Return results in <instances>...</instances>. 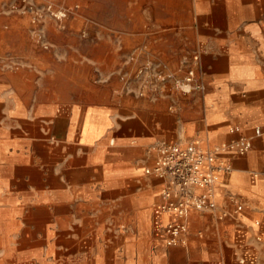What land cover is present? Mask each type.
I'll use <instances>...</instances> for the list:
<instances>
[{"label":"crops","instance_id":"crops-1","mask_svg":"<svg viewBox=\"0 0 264 264\" xmlns=\"http://www.w3.org/2000/svg\"><path fill=\"white\" fill-rule=\"evenodd\" d=\"M25 1L0 10V157L14 163L40 152L57 161L49 186L65 200L73 192L96 203L93 219L124 215L135 227L150 210L153 228L164 225L157 181L143 172L152 147L195 140L212 148L264 125L259 0H91L88 32L67 15L33 22ZM183 59L203 90L147 80L156 71L181 76ZM219 156L231 169L217 183L215 208L187 211L182 243L126 236L124 264H235L240 256L264 264V135L245 153Z\"/></svg>","mask_w":264,"mask_h":264},{"label":"rangeland","instance_id":"rangeland-1","mask_svg":"<svg viewBox=\"0 0 264 264\" xmlns=\"http://www.w3.org/2000/svg\"><path fill=\"white\" fill-rule=\"evenodd\" d=\"M7 1L0 0V10ZM22 4L64 9L65 19L74 17L87 32L93 25L91 0H26ZM259 9L264 25V0H259ZM102 20L117 27L127 22L123 18ZM17 160L13 163L0 157V264H124L126 236L138 230L155 240L162 230L163 225L153 228L150 210L135 227L125 224L124 215L113 224L97 221L92 218L96 203L77 200L73 192L65 200L58 185L49 186L57 173V161H45L40 152L18 155Z\"/></svg>","mask_w":264,"mask_h":264},{"label":"built area","instance_id":"built-area-1","mask_svg":"<svg viewBox=\"0 0 264 264\" xmlns=\"http://www.w3.org/2000/svg\"><path fill=\"white\" fill-rule=\"evenodd\" d=\"M25 10L31 12L33 22H37L43 15L57 19L66 16L64 9H56L50 4L42 8L24 5ZM191 60L195 63L197 56ZM184 72L175 76L170 72H149L147 80L159 82L171 81L172 87L182 93L193 90H203L204 85L196 80L194 65L183 59ZM148 67L140 68L137 73L143 74ZM230 132H239L238 125H230ZM264 135V125H255L249 134H240L235 139L222 142L212 148H203L195 140L183 143L160 142L152 147L151 162L143 167L147 176L157 181L158 207L166 213L168 218L164 223L160 236L167 245L184 242L187 225L184 217L190 209L210 211L216 206V186L221 175L230 171L231 166L219 154L226 150H233L239 154L245 153L254 137ZM241 205L235 201L233 212L240 211ZM225 213L219 214V217ZM235 264H247V260L240 256Z\"/></svg>","mask_w":264,"mask_h":264}]
</instances>
